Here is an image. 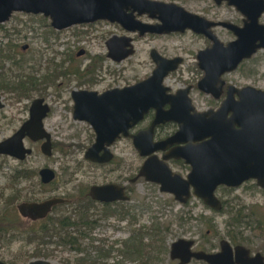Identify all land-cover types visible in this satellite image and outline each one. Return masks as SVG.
Instances as JSON below:
<instances>
[{
	"label": "flooded vegetation",
	"instance_id": "af4514ba",
	"mask_svg": "<svg viewBox=\"0 0 264 264\" xmlns=\"http://www.w3.org/2000/svg\"><path fill=\"white\" fill-rule=\"evenodd\" d=\"M152 1L162 2L165 4H174L178 7L183 8L187 13L204 19L205 21H207V23L202 24L204 31L208 33L210 32L209 34H212L214 38L219 41V43L224 45L237 42L239 40L240 30L246 29L247 25L251 22L247 14H252V16L257 14L259 15V17L257 18V26L264 33V0H211L212 6H210V8H206L205 5H202L203 3L207 4L209 0H195L196 2L194 0H184L185 4L181 3L178 0ZM189 3H192L198 8L200 7L199 10L193 11L192 9H190L191 6L189 5ZM135 15L138 21L148 26H158L162 24V22L158 18L151 17L149 13H144L141 15L136 13ZM103 22L110 26L114 25L121 30V33H119V35L113 34L110 38H107L104 41L107 50L106 53H98L93 56L89 55L90 60L85 66V69H83L81 64L79 65V59L85 57L86 55L88 56V49L84 47L80 48L79 51L76 53L72 52L70 54L69 52V54L67 53L65 55V58L62 62L63 65L68 66L66 70L61 69L62 66L58 68V65L56 70L52 74L53 78L44 76L43 80L37 79L34 76L35 74H29V76H26V80L24 81L36 80V83L33 84L34 86H29L28 82H24L27 85L26 93L21 94V92H19V94L17 95V100H24L25 98L30 100L32 95L31 92L43 90L44 86L49 83L55 85L56 89L60 87L62 90H57L58 96H62L63 92L65 94V91H67V86L74 84L75 87L70 90V92L68 93L69 98L67 99L70 103L68 107L70 111L69 115L71 114L72 120L75 122V124H82L83 126H85V133L87 132V135L89 136L87 144H71L63 142L59 143L54 141L51 135L53 147V154L51 156H47L43 153L42 146L45 143V140L33 141L30 138H25L24 145L26 148L32 150V154L34 152L33 146H39L40 151L43 153V155L47 157H52L54 155V150L56 149H61L62 151H64V153H66L65 150L70 149L67 150V152L72 151L74 153L76 146H86L87 149L84 156V162L76 163V167L74 169L75 171L71 172V180L69 181H77L75 177L81 171L83 172V175H87L84 169V171L81 170L83 164L85 167V163H88L91 166L101 168L102 174L100 176L106 177V182H92L89 184L79 182L78 184H74L77 187L76 196H49L47 199L61 197L65 200V202L55 206L52 212L46 218L33 221V223H46L48 221H51V219L53 218L57 219L62 216L68 217L69 215H72L73 219L77 217L80 218L81 214L84 213L81 210V206L83 205V207H87L86 212L84 214H86L90 220L88 221L89 226H87L86 229L92 228L93 226H95L93 229H97L99 226H101L98 225L99 219L109 216V212L116 211L115 208H118L119 213L128 209L132 211V209L135 208V202L132 201V198L136 196V190L134 188L142 179H144L146 182L150 183V185L159 188L160 193L166 194L170 197L171 201H168V207H171L172 210H174L175 204L181 206L183 209L187 208V210H183L181 212V215H178L177 221H179L181 225L182 223H184L185 225L186 223L196 222L198 224H204L205 226L207 225V227L210 228L207 230L205 237L202 238H196L192 235H186L187 232L178 238L174 234L175 240L171 242L168 248L169 258L167 260V264H181L184 258L189 259L185 264H209L205 260L197 259L193 256L190 257L186 251L185 246L180 245L179 247L173 249V244L179 240L192 242L193 244L190 247V251L192 253L202 252L210 255L219 256L220 259L216 262V264H264V221H260L262 218L264 219V212H262L261 210V206H264V203L258 202L256 204H251L247 200L248 198L257 197L264 200V187H261L258 184L257 179L249 178L247 180H244L239 185H218L215 189L214 194L220 203V208L213 209L212 207L206 205L202 198H198L195 195L196 189L193 184H191L189 187L191 197L186 202H181L177 200L174 195L161 192L160 185L149 182L144 177L140 176L142 167L147 161V159L156 156L160 160H163V157L167 155L172 149L182 148L185 158L170 159L166 160V162L171 168V170L175 174L183 177L185 181H189L190 176L193 174L194 164L200 166L204 172L211 170L219 171L223 175L230 177L234 181H237L241 170L238 164H250L251 162V159L249 157L251 141H246L245 143L243 141L236 142L237 132L241 128L237 125L229 126L230 120L233 116L239 115L238 103L241 102V96H243L241 95L240 91L249 87L262 91L264 90L248 84L238 85L234 81L228 80L227 76L236 73L241 66L253 60L259 52L264 51V48L258 49L257 52L253 56H251V58L243 60L236 70L223 74L220 77L219 83L209 84L207 88L210 90V92H206L200 88V83L206 77V71L201 68L199 57H201V53L212 50L213 45L215 44V39H211L209 36H207L206 33L198 32L191 27L185 28L184 31H174L170 33L147 32L144 35H141L139 31L129 32L119 24L111 23L108 21H99L94 24L78 25L74 27L78 30H80L81 28L90 29ZM208 24L212 25L208 27ZM223 24L230 25L231 27L229 28ZM65 31L66 30L57 31V33L61 35ZM221 31H224L229 34L231 40L227 43H224L220 35ZM85 33L89 35V37L91 36L89 30L83 32V34ZM80 35L81 32H78L76 34V36ZM114 37H126L132 39L131 44L133 45L134 53L130 57L125 58L122 61H115L113 58H111L109 56L110 51L108 49L107 43ZM175 37L181 39L189 37L187 38L188 40H203L205 42V46L203 48H199L195 52L190 53L192 56L193 66H191V68L188 67V70L186 71L188 74L187 81H185V79L183 78L184 73L180 74V72L183 71V66H185V57L181 55L169 56L166 52H164L167 49L166 47H163L162 45H152L149 49V57L153 66L152 73L146 78L139 79L136 82L128 84H119V79L124 80L123 73L117 70H113L110 67V64L119 65L134 56L137 52L136 45L142 40L153 39L161 43H166L168 45L169 41H172ZM257 44H260V42H257ZM11 47L12 46L8 47L7 52H4V50L3 53L0 52V57H10V51L12 49ZM27 49L28 46H25L24 50ZM188 51L189 50H186L185 53L189 54ZM153 52H157V54H159L164 60L167 61L180 60L177 69L171 71L163 81V86L168 89L167 95L171 97V101L165 103L162 106L163 111H171L178 115L184 116L185 125L188 130L198 125L200 127V131H194L193 133L188 132L184 138V141L181 143L167 144V141L170 138L174 137L175 134L180 130V125L177 122L168 121L159 123L153 127L158 116V111L154 108H151L148 113L145 114L143 120H141L129 129V136L121 134L109 146L113 154L112 158L103 159L101 161H91L87 159L86 153L95 144L97 135L90 123L74 118L76 106L74 92H96L98 95H102L108 91H112L115 89L122 90L127 87H132L141 82H144L145 80L149 79L152 76L153 72L158 68V65L152 55ZM62 55L64 54L62 53ZM217 56L220 57L218 53ZM32 60L33 59L28 60V62L30 63ZM37 62H39L38 57ZM104 68L106 69V73L103 74L102 72ZM31 76H33L34 79H30ZM110 76L113 77V80L111 81L109 80ZM173 76H176V79L179 80L178 86H174L168 83L169 78ZM61 78L65 81L58 82L57 80H60ZM11 92H13V90ZM39 99L44 100V105H49L44 97L34 99L29 106H26V110L28 111V118L22 122V124L12 133V135L7 138H4L3 140L12 137L24 125V123L29 120L32 104L34 101ZM228 101L230 102V106L232 108L235 107V113L232 109H230L224 111L222 117L218 119L212 120L210 118V115H207V118L203 121H198L195 118L196 116H202L206 113L217 114L220 110L223 109L226 102ZM1 103L4 105V107L2 108L4 109L6 105L3 103L2 95ZM130 105H134V103H131ZM87 106L88 108H90L94 105L88 104ZM49 107L50 111L44 119V127L45 120L52 115V107L50 105ZM4 118V120L9 119L8 117ZM212 126H214L215 128L213 134L214 137L217 139V147H214L213 150H210L209 143L213 139L212 132L210 129ZM152 127V142L149 143L148 139H141L139 141L141 149L146 151H152L154 150L152 148H154L155 144L166 143L165 149L154 150L149 156L144 157L136 149L133 137L138 136L139 134L144 133L146 131H149ZM121 142H123L124 144L127 142L128 145L133 148L136 159L138 161L136 164H128L125 159H120L119 157H117L118 155H116L115 149L121 144ZM26 143H30V147L26 146ZM30 156H27V158L22 161L12 156H5L10 158L9 160H14L19 163L17 168H11V177L9 178H12L16 170L24 172L25 176H29V173L32 171V178L23 181H30L31 179L37 176V173L35 171H30V169L25 165V162ZM102 156L103 153L99 154L98 159H102ZM125 172L131 173L125 175ZM117 173L122 174L118 175L115 179H109L110 174L115 175ZM38 176L40 177L39 173ZM56 179L57 173L56 178L53 182L49 184H44L41 181V184L44 186L52 185L53 183H55ZM16 184L18 183H15L14 185ZM111 185L124 188V192L125 195L128 197V200H117L108 202L101 201L96 198L95 193H98L97 189ZM40 201L44 200L29 199L23 200L20 203ZM199 206L202 207V212L209 211L215 214V216L211 218L205 215L204 213H195V210L198 211ZM171 214H173V212ZM220 216L227 217V220L223 222L225 227L224 233L218 230V227L214 221L216 217ZM256 216H260V218L254 220V217ZM181 217H183V221L180 220ZM188 218H191V220L188 221ZM204 220L211 221V226L205 224ZM173 224L174 223L172 222V225ZM170 226L171 224L167 225V230L164 232L165 238L163 243H161L162 246H165V244H167L168 236L173 235L172 228ZM91 240H93L92 237ZM98 248L100 247H97L96 249ZM160 251L161 247L155 251L158 257H160ZM105 258L107 257H103V259Z\"/></svg>",
	"mask_w": 264,
	"mask_h": 264
},
{
	"label": "water",
	"instance_id": "95a60500",
	"mask_svg": "<svg viewBox=\"0 0 264 264\" xmlns=\"http://www.w3.org/2000/svg\"><path fill=\"white\" fill-rule=\"evenodd\" d=\"M244 12V11H243ZM14 13H25L31 15H42L50 20L51 27L56 31H63L74 26L94 24L99 21L117 23L129 32L139 31L141 35L151 33H170L184 31L191 27L198 32L206 33L211 39L212 34L204 31L202 24L207 23L204 19L187 13L183 8L174 4H165L152 0H0V24L7 23ZM139 15L149 13L151 17L158 18L162 24L148 26L136 18ZM246 13V12H245ZM247 14V13H246ZM251 20L246 29L240 30L239 40L227 45L219 43L215 39L212 50L201 53L200 66L206 71L205 79L200 83V88L210 92L207 86L211 83H219L220 77L238 68L241 62L251 58L258 49L264 48V33L257 26L259 15L247 14ZM212 24H208V27ZM227 27L230 25L223 24ZM130 38H112L108 43L109 56L115 61H122L134 53ZM260 42V44H257ZM217 53L220 55L217 56ZM158 68L152 76L135 86L119 90L108 91L102 95L96 92H74L76 101L74 118L87 121L96 132V142L87 151L86 158L93 161L112 158L113 154L109 146L121 135L129 136V129L143 120L145 114L151 108L158 111L157 119L153 127L159 123L174 121L180 125V130L174 137L167 141V144L181 143L188 132H199L200 127L194 126L188 130L185 125V117L174 112H164L162 106L171 101L167 95V88L163 86L166 76L177 69L180 60H164L157 52L152 53ZM241 102H239V115L233 116L229 126H239L237 141H251L250 164H238L240 175L237 181L223 175L219 171L211 170L204 172L202 168L194 164V172L189 181L175 174L166 160L185 158L182 148L172 149L160 160L156 156L147 159L142 167L140 176L147 181L160 185L163 193L172 194L177 200L186 202L190 197V185L193 184L195 195L202 198L206 205L213 209H219L220 203L215 197V189L220 184L239 185L244 180L254 178L258 184L264 187V91L252 87L240 91ZM78 96V97H77ZM134 103V105H130ZM88 104L94 105L88 108ZM4 105L1 103L0 109ZM235 107L226 102L222 110L217 114L206 113L196 116L198 121H203L210 115L212 120L222 117L223 112ZM50 111L49 105H44V100L39 99L33 102L31 114L28 121L10 138L0 142V155L12 156L18 160H25L32 154V150L24 145L25 138L33 141H43V153L47 156L53 154L51 134L44 127V119ZM153 127L144 133L134 136L136 149L142 156L147 157L152 151L165 149L166 143L155 144L154 150H143L140 147L141 139H148L152 142ZM213 139L209 143V149L217 147V139L214 137V126L211 128ZM211 136V135H210ZM197 140V139H194ZM103 153L102 159H98ZM41 181L44 184L53 182L56 172L50 168H43L39 171ZM124 188L119 186H107L97 189L96 198L101 201L128 200ZM65 200L61 197H54L40 202H22L17 209L24 219L37 221L46 218L59 204ZM193 243L179 240L173 244V249L180 245L185 246L188 255L202 259L209 264H216L219 256L206 253H192L190 247ZM189 259L184 258L181 264ZM0 264H8L0 260ZM29 264H51L45 259L32 260Z\"/></svg>",
	"mask_w": 264,
	"mask_h": 264
},
{
	"label": "rangeland",
	"instance_id": "374dc122",
	"mask_svg": "<svg viewBox=\"0 0 264 264\" xmlns=\"http://www.w3.org/2000/svg\"><path fill=\"white\" fill-rule=\"evenodd\" d=\"M178 1L185 4L184 0ZM211 3L212 1L209 0L207 4L203 3L202 5H205L206 8H210V6H212ZM189 5L191 6L190 9L193 11H198L200 8L194 6L192 3H189ZM43 18L45 17L42 15L14 13L7 23L0 25V52L3 53V50L7 52L8 47L12 46L10 51L11 58L0 57V79L4 78L7 82L12 83L20 81V78L26 80V76H29V74H35L34 76L39 80H43L44 76L53 78L52 74L58 65V68L62 66L61 69L63 70L68 68L67 65H63L62 63L65 55L67 53L69 54V52L70 54L72 52L76 53L80 48L84 47L88 49L89 54L79 59V65L81 64L83 69H85V66L90 60L89 55L93 56L98 53H106L107 50L104 41L113 34L119 35V33H121L118 27L114 25L110 26L103 22L90 29L81 28L78 30L73 27L59 35V33L51 27L49 19L45 18L47 19L45 23L47 27L44 26ZM86 30L90 31V37L86 33L83 34ZM78 32H81L80 36H76ZM220 35L224 43L231 40L230 35L224 31H221ZM189 37L184 39L175 37L172 41H169L168 45L153 39L142 40L137 43V52L134 56L119 65L110 64V67L113 70L123 73L124 80L119 79V84H128L136 82L139 79H144L152 73L153 69L149 57V49L152 45H162L167 48L164 52L169 56L181 55L185 57V66H183V71L180 72V74L184 73L183 78L187 81L188 74L186 71L188 67L191 68V66H193L190 53L205 46L203 40H188L187 38ZM25 46H28L27 50H24ZM186 50H189V54L185 53ZM62 53L64 55H62ZM37 57L39 62H37ZM31 59L33 60L29 63L28 60ZM105 70L104 68L103 74L106 73ZM227 79L234 81L238 85L248 84L264 90V51L259 52L253 60L241 66L236 73L227 76ZM109 80H113V77L110 76ZM57 81L64 82L65 80L61 78ZM168 83L178 86L179 80L176 79V76H173L169 78ZM74 87V84L67 86L65 94L63 92L62 96H58V91L62 89L60 87L56 89L55 85L47 83L46 86H44L45 90L31 92L32 95L30 100L27 98L24 100H17L19 92L16 90L11 92L0 89L3 103L6 105L4 109L0 110V141L12 135L22 122L28 118L26 106H29L34 99L44 97L47 103L52 107V115L45 120V127L51 133L53 140L59 143L87 144L89 136L87 132L85 133V126L82 124H75L71 114L69 115L70 111L68 107L70 103L67 100L69 98L68 93ZM4 117H8L9 119L4 120ZM26 146L30 147V143H26ZM33 148L34 152L27 159L25 165L30 170L35 171L37 176L30 181L18 182L16 185H14L15 183L13 182L10 183L11 178L9 177H11V168H17L19 163L0 155V214L3 213V210L8 205L7 199L15 195V192H17L16 190H21V199L16 203L10 204L8 210L11 213L15 212L20 217L23 226H26V224L31 225L33 221L24 219L20 216L17 205L20 204L21 201L29 199L45 200L49 196H76L77 187L74 184H78L79 182L88 184L92 182H106V177L100 176L102 174V169L91 166L88 163H85V167L83 164L81 168V170L84 169L86 171L85 173L87 175H83L81 171L75 177L77 181H69L71 180V172L75 171L76 163L84 162L87 149L86 146H76L74 153L72 151L67 152V150L70 149L65 150L66 153L61 149H56L52 157L43 155L39 146H33ZM115 153L120 159H125L128 164H136L138 162L133 148L130 147L127 142L125 144L121 142L115 149ZM43 168L53 169L57 173V179L52 185L44 186L41 184L38 173ZM130 173L131 172H125V175ZM121 174L122 173H117L115 175L110 174L109 179H115ZM134 189L136 190V196L132 198V201L135 202V208L132 209V211L129 210L127 216L114 214L100 218L98 225L101 226L89 232L93 240L87 239L82 243V247H85L83 252L77 253L70 247L50 244L44 247L43 253L49 255V258L44 259L48 260L51 264H74L75 261L86 256L92 259V264H95L93 260L101 258L98 252L99 250L96 248L104 247L105 251H108L110 255L105 259L101 258L99 260L101 263L167 264L169 258L168 248L171 242L175 240V236L178 238L187 232L186 235L202 238L205 237L207 230L210 229L207 225L205 226L204 224H198L196 222L186 223L185 225L182 223L181 225V223L177 221L178 215H181V212L187 210V208L183 209L181 206L175 204L174 210H172L171 207H168V201H171L170 197L160 193L159 188L150 185V183L146 182L144 179H142ZM247 200L251 204H256L258 202L264 203V200L258 197L248 198ZM115 209L118 210V208ZM261 210L264 212V206H261ZM172 212L173 214H171ZM195 213H204L211 218L215 216V214L209 211L202 212L201 206H199L198 211L195 210ZM132 218L133 221H131ZM258 218H260V216L254 217V220ZM225 220H227L225 216L216 217L214 220L218 230L222 233L225 231L223 223ZM152 222H160L166 225L171 224L170 227L172 228L173 235H169L167 244L161 246L160 257H158L153 250L155 253L153 258H150L146 263H142L139 257H135L132 254L126 255L124 253L126 247L123 246L122 241L131 239L130 231H138L143 226L150 227ZM172 222L174 223L173 225ZM11 240L12 238L9 237L7 239H2L0 242L1 261L8 264H29L32 260H36V257H30L34 248L26 246V242H24L22 238L18 241ZM148 242L149 239H146L145 243Z\"/></svg>",
	"mask_w": 264,
	"mask_h": 264
},
{
	"label": "trees",
	"instance_id": "16d2710c",
	"mask_svg": "<svg viewBox=\"0 0 264 264\" xmlns=\"http://www.w3.org/2000/svg\"><path fill=\"white\" fill-rule=\"evenodd\" d=\"M42 20H44V26L47 27L45 24L47 19L43 18ZM9 58H11V56ZM30 79H34V77H30ZM24 82H28L29 86H34L33 84L36 83V80L24 81V79L20 78V81L9 83L6 79L1 78L0 88L5 91L17 89L18 92H21V94H25L27 85ZM30 178H32V171L29 173V176H25L24 172L16 170L10 179V183H18ZM16 191L15 195H12L11 198L7 199L8 205L3 210V213L0 214V242L2 239H7L9 237L12 238L11 241H18L22 238L24 242H26V246L34 248L30 257H36V259L49 258L47 253H43V250L45 246H49L50 244L70 247L77 253L84 251L85 247H82V243L87 239H91L89 232H92L95 227L93 226L92 228L86 229L87 226H89L88 221H90L89 217L84 214L87 209L86 206H81V210L84 213L81 214L80 218L77 217L73 219L72 215H69L68 217L62 216L57 219L53 218L51 221L46 223L34 222L31 225L26 224V226H23V222L20 217L15 212L11 213L8 210L10 204L16 203L19 199H21V190ZM109 214L127 216L129 214V209L120 213L116 210L109 212ZM180 220L183 221V217H181ZM189 220H191V218H188V221ZM131 221H133V218ZM260 221H264V219L262 218ZM204 223L210 226L212 224L211 221L206 220H204ZM166 230V224L152 222L150 227L143 226L138 231H130L131 239L122 242L123 246H125L127 250L124 253L126 255L132 254L137 256L140 260H142V263H146L150 258H153L155 254L154 251L162 246L161 243L164 241V232ZM146 239H149L148 243H145ZM98 250L101 258L109 257L110 254L108 251H105L104 247L98 248ZM100 259L97 258V260L93 261L95 264H105L99 262ZM74 264H92V259L84 256L83 258L75 261Z\"/></svg>",
	"mask_w": 264,
	"mask_h": 264
}]
</instances>
